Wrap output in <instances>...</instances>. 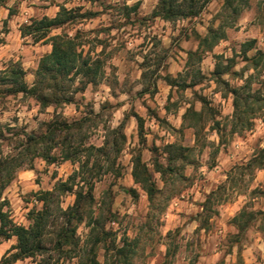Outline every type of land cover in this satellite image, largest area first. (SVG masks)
Masks as SVG:
<instances>
[{"label":"rangeland","instance_id":"obj_1","mask_svg":"<svg viewBox=\"0 0 264 264\" xmlns=\"http://www.w3.org/2000/svg\"><path fill=\"white\" fill-rule=\"evenodd\" d=\"M78 2L79 0H65V3ZM84 2L93 7L83 10L82 7L77 6L73 9L79 13L96 14L86 20H95L109 13V10L114 13H109L105 20H101L100 24L91 29L97 35L101 32L107 33L112 28L135 30L137 25L143 28L149 22L155 23L156 17H153L152 13L157 0H140L131 8L124 5L123 0H84ZM201 2H205V6L208 0ZM19 3L21 6H14L11 9L13 12L11 16L8 15L9 10L6 17L0 16V45L5 43V35L9 27L19 29L21 25L26 24L23 15L28 5L24 4V0H19ZM30 6L34 14L29 20L39 19L35 13L46 12L49 3L39 0L38 3ZM199 15L200 13L194 18L177 21L162 19L166 26L154 28L153 32L144 36L141 43L113 62H109L112 59L110 55L98 53L96 56L103 62L102 76L97 84L87 85L83 92L72 94V103L43 109L30 97L18 95L0 98V159L15 156L22 148L26 134L44 132L45 125L54 119L69 123L82 120L84 125L81 134L76 136L74 142L84 147L102 146L110 140L111 130L123 126L125 139L122 141V149L116 160L119 173L110 172L106 162H102V167L99 169L84 173L86 178H96L93 189V210L95 215L102 219L105 230L109 232L105 243L109 251L105 252L102 245L98 250L97 258L100 264H118L113 258L115 251L113 248L124 246L125 241L130 242L132 248L128 253L127 264H240L242 258L240 252L239 254L237 252V247L250 250V264H264V215L259 213L255 215L252 225L242 235L239 244L233 243L232 236L234 232L232 219L243 208L253 212L264 211V166L257 170L246 167L251 158L264 157V129H262L264 120L257 115L254 119L250 118L251 129L243 131V137L239 139L237 145L238 132H233V97L230 93L231 89L243 87L249 82L250 86L244 90V94L259 95L264 98V49L258 47L260 41L256 37L240 40L232 37V33L225 28L223 39L210 52L198 54L200 59H189L188 53L197 49V36H201L198 28L195 27L196 24L202 26L203 21L197 20ZM213 22H209V28H214L211 27ZM105 23L108 24L107 28L101 26ZM237 32L240 37L244 36L239 30ZM124 34L126 35L120 33V35ZM229 40L231 42L227 46L222 47L218 52L215 51ZM251 41H254L253 48L247 50L246 44ZM18 42L19 46L16 49L13 47L10 49L13 52L10 59L4 57L0 59V70H4L11 63L17 62L22 65L26 62L28 68L25 71V81L30 86L34 80L38 61L49 53L51 48H46L45 43L44 45L40 42L34 43L32 39L29 41L25 37ZM120 47L123 48L124 44ZM145 48H147L146 53ZM230 48L232 55H225ZM81 52L83 55L96 57L91 54L92 49ZM137 55L141 56L140 61L135 60ZM252 57L260 58L255 70L251 68ZM32 62L36 63L35 69L32 67ZM238 63H243L244 67L235 71ZM220 71L222 73L218 74ZM225 76L229 79H224ZM239 80H243L244 83L239 86L232 83ZM212 83L217 85L213 91L224 89L221 98L225 100V104H219L216 108L210 107L211 98L207 95V89ZM196 89L199 91H195ZM190 90H193L194 100L202 105L196 116L191 114L185 120L186 113L177 116L180 121L179 127L173 125L167 117L160 116L161 107L165 113H172L174 116L173 109L178 112L180 101ZM174 96L177 100H174ZM145 97L153 101L155 107L148 104ZM161 99L164 101L163 106L159 104ZM201 99L204 100L203 103L200 102ZM125 105L128 107L117 117L116 113ZM229 108L231 112L227 111ZM259 112H264V109L257 113ZM135 116L143 121L142 137L138 135ZM221 116L223 121L218 119ZM133 119H135V128L130 131ZM113 121L115 127L112 126ZM151 121L157 122L159 126L157 130L147 127ZM201 121L204 122L203 128L200 127ZM208 122H211L210 127ZM202 131L214 134L216 139L201 137ZM161 132L165 134L161 135ZM222 133L223 139H221ZM229 135L232 137L233 146H226ZM201 139L204 140L203 148L197 152L194 150V142L200 144ZM156 141H159V144ZM168 144L188 148L185 152L187 160H178L172 164L177 174L167 175V184L161 188L160 185L164 183L160 174L154 172L153 162L158 159L166 165L165 147ZM208 145L213 146L211 151L208 150ZM138 153L162 192L157 199L159 205H152L146 193L133 182L131 159ZM91 162L92 159L89 167L92 166ZM78 167L76 162L46 164L41 158H34L33 168L30 169L27 165L19 168L12 182L4 190L2 200L5 199L7 204L3 209L16 224L28 226V213L31 210H39L42 205L37 199V194L51 190L58 182H65L74 171L78 170ZM79 179L80 177L75 179V184L82 185L83 182ZM218 187H220L219 194L212 204V210L216 213L210 215L206 230L199 229L200 205L205 197ZM75 189L76 186L73 190ZM128 189H133L135 193H127ZM35 200L37 204L34 203ZM73 201L74 195L66 192L59 197L58 203L64 210L72 205ZM163 204L166 206L160 211L158 206ZM83 229H88L85 223H81L77 229L79 264L84 260L85 251L90 245L89 231L84 233ZM133 230L136 235L131 237L130 233ZM82 236L83 246H81ZM156 236L161 240L169 241V246H160L164 254L162 261L157 259L155 250H152L148 243ZM257 239L260 240L254 245ZM168 250L174 251L173 256L167 253ZM227 253L233 254V262L227 261ZM48 257L51 258V264H68L69 258H61L51 249L43 258ZM41 261L42 257L38 256L16 262L37 264Z\"/></svg>","mask_w":264,"mask_h":264},{"label":"trees","instance_id":"obj_2","mask_svg":"<svg viewBox=\"0 0 264 264\" xmlns=\"http://www.w3.org/2000/svg\"><path fill=\"white\" fill-rule=\"evenodd\" d=\"M2 2L3 0H0V3ZM233 2L234 0H225V6L230 7ZM204 3L201 0H157L152 15L153 17L160 16L165 21L194 18L200 13ZM59 7L60 12L56 14L55 19L43 16L39 19H30V23L21 25L19 27L20 36L22 38L31 36L32 41L37 43L40 42L37 40L40 33L59 26L67 19L86 20L96 15L93 12L79 13L74 9L69 11L62 5ZM12 14L13 12L9 10V16ZM224 29L223 25L219 28H209L207 36H197V49L188 53L189 59H200L198 54L210 52L223 39ZM44 43L47 44V41ZM253 43L254 41H251L246 44L247 50L253 48ZM250 60L251 68L255 70L259 65L260 58L252 57ZM102 69L103 62L98 56L92 58L89 54L83 55L81 51L67 53L58 47L54 37L50 52L38 61L34 71V80L30 86L25 81V71L20 63H11L4 70H0V98L22 95L34 99L40 108L45 109L50 106L57 108L72 103V94L83 92L87 85L97 84L102 76ZM220 73L222 71L218 72V74ZM249 86L250 84L247 82L243 87L230 90L233 97V132H237L238 129L243 131L251 129V119L256 118V113L264 109V98L259 95L244 94V90ZM200 102L203 103L204 100L201 99ZM191 114L197 115L190 108L186 112L184 120ZM135 118L138 135L142 137L143 121L138 116ZM83 125L82 120L69 123L65 120L54 119L45 125L44 132L26 134L25 141L21 145L22 148L15 156L0 159V235L7 238V233L11 231L17 236L20 253L15 257L16 261L40 256L42 261L37 264H51L50 257L43 258L49 249L61 258L70 259L77 256L79 246L77 229L81 223H85L90 229L88 233L90 245L85 251L81 264H100L97 257L101 245L105 252L109 251L105 245L109 232L105 230L102 219L96 216L93 210V189L96 178H86L84 173L99 169L102 167V162H106L110 172L119 173L116 160L122 149V141L125 139L122 132L123 126L120 125L111 130L110 140L102 146L84 147L74 142L76 136L81 134ZM186 151L188 148L168 144L165 147L166 165L158 159L154 160V172L160 174L164 186L167 184L166 176L176 173L172 164L178 160H187ZM36 157L44 160L46 164H61L69 161L78 163L79 167L65 182H58L51 190L41 191L37 194V199L42 202L41 208L31 210L27 216L28 226H22L16 224L10 218L9 213L3 209L7 202L5 199L2 200V194L14 179L16 171L23 165L32 169L33 159ZM91 159L92 166L89 167ZM131 163L133 182L146 193L147 199L152 205H159L157 199L162 195V192L157 187L147 165L142 161L141 155L138 153L132 156ZM263 166L264 157L258 159L253 157L246 164V167L252 170L262 169ZM77 177H80L82 185L75 184ZM74 186H76L75 190H73ZM219 189L220 187L211 191L201 203V212L198 214L199 229L206 230L210 215L216 213L212 210V204L219 194ZM66 192L74 195V201L72 205L63 210L59 206L58 200ZM126 192L135 193L133 189H128ZM165 206L166 204H163L158 207L162 211ZM258 213L264 215V211L253 212L243 208L233 217L232 224L238 231L235 235V242H239V236L245 234ZM130 246L131 243L125 241L124 246L113 248L115 250L113 258L118 264H127L128 253L130 250L132 251ZM167 253L173 256L174 251L168 250Z\"/></svg>","mask_w":264,"mask_h":264},{"label":"clouds","instance_id":"obj_3","mask_svg":"<svg viewBox=\"0 0 264 264\" xmlns=\"http://www.w3.org/2000/svg\"><path fill=\"white\" fill-rule=\"evenodd\" d=\"M39 0H24V4L27 6V11L23 15V20L25 23H30L29 17L34 14L33 8L30 4H36ZM140 0H123L124 5L131 8L136 3H139ZM49 7L46 12H37V18H40L44 15H47L49 19H55L56 14L60 12V5H63L64 8L69 11L74 7L80 6L83 10H87L90 7H93L89 3L84 2V0H79L78 3H65V0H48ZM14 6H21L19 0H3L0 3V16L6 17L7 11L13 9ZM99 10V9H97ZM109 13H112V10H109ZM109 13H105L103 16L95 19V20H71L67 19L59 26L54 28H49L47 32H42L39 34L38 39L41 45H44V42L47 41L45 45L46 48H51L53 44V38L55 37V43L58 47L64 50L67 53L72 52H80L81 50L87 52L89 49H92L91 54L96 56L98 53L103 52L105 56H111L112 59L109 62H113L116 58L122 57L125 52L129 49H133L135 45L141 43L142 39L149 32H153L154 28L159 29L162 26H166L165 21H163L160 16L155 18V23L145 24L143 28H140L139 25L135 27V30L132 28H112L111 31L107 33L101 32L97 35L96 32L91 31V29L95 28L98 24H100L101 20H105L106 16ZM213 18L215 21L213 22ZM122 19V17H121ZM197 20H202V26L196 24L195 27L198 28L201 36H207L206 29L209 28V22H213L211 27L219 28L223 25L227 30L232 33V37L244 40L247 37H256L260 43L258 45L259 48L264 49V0H234L230 7L225 6V0H208V3L205 4L204 8L201 10L199 17ZM155 25V27H153ZM102 27H108V24L105 23L101 25ZM237 30L244 33L243 37L238 35ZM120 33H126V35H120ZM139 33V35H137ZM176 34V33H174ZM35 35V34H33ZM25 39L31 40V36L25 37ZM150 39V38H149ZM98 41H103V43H98ZM231 40L226 41L224 44H221L215 51H219L222 47L227 46ZM124 44V47L121 48L120 45ZM19 46V42L16 45ZM150 48V45H148ZM255 51V49L253 50ZM144 52H147V48L144 49ZM225 55L231 56L232 51L231 48ZM251 55V53H250ZM136 61L141 60V56L137 55L135 57ZM244 67L243 63H238L235 67V71H239L240 68ZM224 79H229L228 76H225ZM233 84L239 86L244 83L243 80L233 81ZM217 85L212 83L211 87L207 89V95L211 98L210 107L216 108L219 104H225V100L221 97L224 95V89L220 88L218 91H213L216 89ZM195 91H199L196 89ZM193 90L188 91L185 94V98L180 101V107L178 112L176 109H173L172 112L175 113L173 116L172 113H165L163 111V107L160 108V116L167 117V119L176 127L180 126V121L177 119V116H183L188 110L191 108L194 112H199L202 108V105L197 103L194 100L192 95ZM145 100L148 101V104L155 107L153 101L148 100L145 97ZM174 100H177V97L174 96ZM159 104L163 106L164 101L159 100ZM128 105H125L124 108H121L116 116L119 117L120 113H122ZM227 107V106H226ZM228 112H231V109H227ZM259 116L261 120H264V112H259L256 114ZM218 119L223 121V117H218ZM227 123V121H224ZM204 122L201 121L200 127L203 128ZM133 130L135 128V119L131 121ZM112 126L115 127V121L112 122ZM211 126V122H208V127ZM147 127L152 128L153 130L158 129V124L156 121H151ZM262 129H264V125H262ZM238 136L236 139V144H239V139L243 137V130L238 129ZM164 135V132L160 133ZM207 136L211 139H216L215 135L212 133H207L206 131L201 132V137ZM151 139V137H149ZM221 139H223V133L221 135ZM159 144V141H156ZM204 144V140L201 139L200 144H195L194 142V150L199 152L202 150ZM233 146V140L231 135L228 137L227 145ZM213 148L212 145H208V150L211 151ZM18 182V181H17ZM163 184L160 185L163 188ZM99 206V205H97ZM134 215V214H133ZM90 229H83L84 233L89 231ZM136 232L133 230L130 233V236H135ZM83 239L81 238V246H83ZM18 238L11 231L7 233V238L5 236L0 235V264H17L15 257L20 253V248L18 247ZM151 245V249L155 250L156 257L159 260L164 259L163 249L160 247L164 245L165 247L169 246L168 240H161L159 236H156L154 240L148 241ZM80 256H73L68 259V264H79Z\"/></svg>","mask_w":264,"mask_h":264},{"label":"crops","instance_id":"obj_4","mask_svg":"<svg viewBox=\"0 0 264 264\" xmlns=\"http://www.w3.org/2000/svg\"><path fill=\"white\" fill-rule=\"evenodd\" d=\"M8 15H9V13H8ZM8 29H9V31L5 35V43L3 45H0V59H2L3 57L6 59H10L13 56V52L10 49H12V47L16 49V47H17V46H15L16 43L18 42V40H22V37L20 36L19 29H13L10 27ZM48 52H50V51H48ZM26 64H27L26 62L22 63V67H23L24 71H26L28 68V66H26ZM32 67H33V69H35L36 63L32 62ZM233 229H234L233 230L234 232H233L232 236L235 240V237H236L235 235L238 233V231L234 226H233ZM238 239L240 242V240L242 239V236H239ZM234 240H233V243L239 244V242H235ZM259 240L260 239L255 240L254 245L257 244V241H259ZM254 245L252 246V248H254ZM237 252H238V254L240 252V256L242 258V263H240V264H250L251 263L250 262L251 261L250 250L239 249L237 247ZM226 255H227V261H229V260H231L232 262L234 261L233 254L227 253ZM234 255H235V253H234Z\"/></svg>","mask_w":264,"mask_h":264},{"label":"built area","instance_id":"obj_5","mask_svg":"<svg viewBox=\"0 0 264 264\" xmlns=\"http://www.w3.org/2000/svg\"><path fill=\"white\" fill-rule=\"evenodd\" d=\"M34 203H36V204H37L38 202L35 200V201H34Z\"/></svg>","mask_w":264,"mask_h":264}]
</instances>
